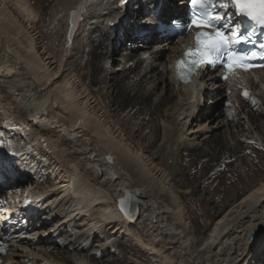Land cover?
<instances>
[{"label":"bare ground","instance_id":"obj_1","mask_svg":"<svg viewBox=\"0 0 264 264\" xmlns=\"http://www.w3.org/2000/svg\"><path fill=\"white\" fill-rule=\"evenodd\" d=\"M157 1L58 0L38 25L25 0H0V164L15 181L0 213L31 229L10 245L18 263L146 264L130 251L152 264H264V71L179 85L183 40L151 29L184 2L160 0L157 14ZM218 177L222 205L198 241L183 197ZM235 182L247 190L234 195ZM125 191L138 197L129 220Z\"/></svg>","mask_w":264,"mask_h":264},{"label":"snow or ice","instance_id":"obj_2","mask_svg":"<svg viewBox=\"0 0 264 264\" xmlns=\"http://www.w3.org/2000/svg\"><path fill=\"white\" fill-rule=\"evenodd\" d=\"M193 13L187 25L189 30L196 29L194 45L187 48L183 57L176 61L175 68L178 78L184 83H190L191 77L201 69L225 70L223 79L236 71L249 72L257 67L253 61L264 60V51L251 50L243 54L237 53L236 46L242 42H250L252 33L243 36L239 33V25L232 28L229 34L217 28L216 23L225 18L231 7L236 15L247 17L254 24L264 27V0H191ZM227 23L225 27H227ZM264 50V43L260 44ZM264 67V65H260ZM245 97L247 92L242 93ZM255 103V101H253ZM120 211L127 213L126 201L121 200ZM0 251H3L0 248Z\"/></svg>","mask_w":264,"mask_h":264},{"label":"rangeland","instance_id":"obj_3","mask_svg":"<svg viewBox=\"0 0 264 264\" xmlns=\"http://www.w3.org/2000/svg\"><path fill=\"white\" fill-rule=\"evenodd\" d=\"M10 3L14 4L17 3L19 0H9ZM27 2V4L30 6V8L33 11V14L35 15V17L37 18V20H39L38 25H46V23L51 19L52 17V13L56 7V3L58 0H53L49 6L46 7L41 4V3H36V0H25ZM40 1V0H38ZM43 2V0H41ZM42 5V6H40ZM128 46V45H127ZM126 46V47H127ZM115 66V64H114ZM117 69V67H115ZM91 89H95L98 90V85L95 84H90V85H86ZM226 101V100H225ZM228 103V101H226ZM230 103V102H229ZM225 105V104H224ZM224 105L222 104L219 109L223 108ZM219 109H214L212 110L210 113L215 114L218 113ZM128 111V112H127ZM131 112V114H130ZM133 110L129 111V109H125L124 111L121 112V115H128V116H132V118H136L137 116L139 117V112H136L135 114L132 113ZM133 114V115H132ZM264 114V113H263ZM206 117L205 116L202 119L203 121H206ZM262 119H264V115L262 116ZM187 165V163L185 164ZM220 178H215L213 180H211L207 185L210 188L209 190H203L202 187H197L194 185L189 184L188 185V190L190 191V193L188 195H185L184 198V203H185V208L187 210V212L189 213V217H190V224L193 230L192 235L194 236V238L196 240L199 241V239H201V237H203V234L208 230L209 226L211 225V223L216 219L215 217V212L218 210V208H220V206L222 205L221 201L215 199H212L213 197V193L216 190V187L218 186ZM244 183V182H242ZM248 186H250L249 184H247ZM243 187H245V184H239V182H235L234 186L231 187V193H233L235 195V193H242L244 191L247 190V187H245L243 189ZM210 199H212L210 201ZM236 200V199H235ZM235 200L232 202L234 203ZM126 258L129 259H137L138 262H144L146 264H152L150 261H148V259H145L144 257L140 256V255H135L133 252L127 251L126 253H124ZM89 263V259H84ZM100 261V260H99Z\"/></svg>","mask_w":264,"mask_h":264},{"label":"water","instance_id":"obj_4","mask_svg":"<svg viewBox=\"0 0 264 264\" xmlns=\"http://www.w3.org/2000/svg\"><path fill=\"white\" fill-rule=\"evenodd\" d=\"M138 196H140V195H138ZM138 198V197H137ZM137 198H133L132 197V195L130 194V193H128L127 191H125L124 192V195H123V197H120L119 199H118V207H119V209H120V201L121 200H125L126 201V204H125V207L127 208V213H124V216L126 217V219H132V217H131V215H130V213H129V208H130V204H131V202H132V200L133 201H135V202H138V199ZM254 233H252L250 236H249V240H250V242H252V240L254 239Z\"/></svg>","mask_w":264,"mask_h":264}]
</instances>
